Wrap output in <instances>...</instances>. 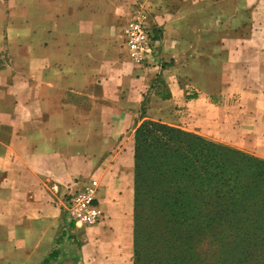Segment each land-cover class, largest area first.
Segmentation results:
<instances>
[{"label":"crops","instance_id":"0c3cea01","mask_svg":"<svg viewBox=\"0 0 264 264\" xmlns=\"http://www.w3.org/2000/svg\"><path fill=\"white\" fill-rule=\"evenodd\" d=\"M18 2L27 19L35 12L38 17L36 26L23 21L21 40L31 46L23 44L21 49L28 63L30 53L37 51L45 92L39 96L37 114L30 113L31 120L38 121L23 126L32 138L27 148L15 145L13 129L1 127L9 133L7 155L11 151L23 164L20 174L10 170L7 176L20 184L6 186L7 210L12 205L16 212L8 210L0 225V235L5 234L0 243L7 247L4 257L17 264L61 259L71 264H132L135 127L147 120L178 126L174 115L187 113L189 118L192 113L201 119V107L222 111L226 105L213 103L210 96L225 94L217 68L225 65L222 52L229 47L222 44L215 23L201 28V0H153L149 16L160 34L154 67L145 68L143 77L113 75L118 87L111 93L90 91L93 68L123 61L117 39L106 31L116 24L119 0ZM194 67L197 71L190 70ZM201 67L214 69L201 79ZM178 75L187 77L195 97L187 98ZM161 77L169 84L165 97L157 93ZM69 93L76 99L82 95V102L69 98ZM157 98L163 109H153ZM8 160L15 161L10 156ZM76 179L94 180L104 215L94 226L75 232L76 240H65L68 235H59V205L66 186Z\"/></svg>","mask_w":264,"mask_h":264},{"label":"rangeland","instance_id":"374dc122","mask_svg":"<svg viewBox=\"0 0 264 264\" xmlns=\"http://www.w3.org/2000/svg\"><path fill=\"white\" fill-rule=\"evenodd\" d=\"M18 1L0 0V225L4 224L8 210L16 212L12 205L7 210L5 202L9 194L6 186L15 188L20 184V180L7 177L8 172L14 170L20 174L23 170L21 159L11 151L8 152V155L15 161L8 160L9 156L4 144L9 133L1 127L13 129L15 145L27 148L32 138L29 130L23 131V126H31L38 121V118L31 120L30 113L37 114L36 110L41 106L38 102L39 96L45 92L44 85L39 79L42 68L38 65L37 51L30 53L33 57L28 63L22 56L21 49L24 44L21 40V33L24 30L23 21H31V24L36 26L38 17L35 12L27 19L23 15L21 3ZM151 3L153 0H119L116 24L114 27L107 28L106 31L117 39L123 61L116 66L93 68L95 81L91 85L90 91L111 93L118 87L117 81L112 79L113 75L143 77L145 68L154 67L153 62L160 44V34L156 21L149 16V14L153 15L150 11ZM33 8L35 9L36 6ZM131 21L142 22L158 38V47L155 53L142 63L134 62L125 48L124 28ZM214 23L216 30L221 34L222 44L229 47V50L222 52L225 65L217 68L218 72L222 74L225 94L210 96V100L213 103L226 106L222 111H219L220 115L215 109L201 107V119L192 113L187 118V113L179 112L177 116L174 115L179 119L178 126H168L196 134L208 141L264 161V0H201V28L213 27ZM24 45L26 48L31 46L28 43ZM196 69L194 67L190 70L197 71ZM213 69V67H201V79L206 71L211 72ZM178 77L180 79L177 81L179 86L182 89L185 87L189 92L187 98L195 97L196 93L187 87L185 80L187 77L181 75ZM160 83L162 84L158 85L157 93L161 97H165L169 94V84L164 83L162 77ZM49 90L52 92L51 89L46 88V91ZM74 96L69 93V98L82 102V95H77V99ZM164 107L157 98L153 109H163ZM145 108L144 105L141 107L142 113L145 112ZM192 110L193 108L190 111ZM187 111L189 110L187 109ZM170 115L173 114L170 113ZM170 115L166 118L168 119ZM182 124L189 130L181 127ZM76 181L80 187L84 185L93 187L96 197L97 185L94 180L86 182V180L76 179ZM59 206L61 223L59 235H68L65 240L70 237L76 240L75 232H81L95 225H78L69 228V222L63 213L61 203ZM19 214L20 212H18V216ZM1 238L4 241V231L0 235ZM6 251V244L0 243V264H17V260L4 257ZM76 252L74 246L73 256ZM48 264H71V262L61 259L56 263Z\"/></svg>","mask_w":264,"mask_h":264},{"label":"trees","instance_id":"16d2710c","mask_svg":"<svg viewBox=\"0 0 264 264\" xmlns=\"http://www.w3.org/2000/svg\"><path fill=\"white\" fill-rule=\"evenodd\" d=\"M132 264H264V161L159 121L140 123Z\"/></svg>","mask_w":264,"mask_h":264},{"label":"built area","instance_id":"2783aa9c","mask_svg":"<svg viewBox=\"0 0 264 264\" xmlns=\"http://www.w3.org/2000/svg\"><path fill=\"white\" fill-rule=\"evenodd\" d=\"M124 44L130 57L136 63L144 62L158 47V38L140 21H131L124 28ZM77 182L66 186L63 194L62 210L68 219V227L93 225L102 218V212L91 186H76Z\"/></svg>","mask_w":264,"mask_h":264}]
</instances>
